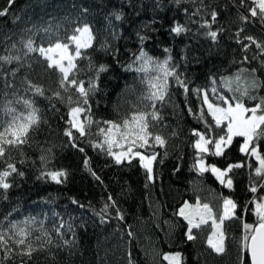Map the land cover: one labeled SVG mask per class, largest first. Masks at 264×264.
<instances>
[{"label": "trees", "instance_id": "obj_1", "mask_svg": "<svg viewBox=\"0 0 264 264\" xmlns=\"http://www.w3.org/2000/svg\"><path fill=\"white\" fill-rule=\"evenodd\" d=\"M254 6L252 0H0V10L7 9L0 16V57H21L11 63L0 60V119H7L9 107L24 110L20 99L33 100L40 116L28 142L5 157L23 175L13 173L11 186L0 188V230L30 221L28 241L35 250L31 258L21 256L24 246L8 242L14 251L11 259L0 251V264H168L163 259L168 252H179L181 264H241L242 223L256 222L252 201L264 197V187H259L264 176L255 175V158L240 152L242 137L233 139L224 156L204 154L207 165L245 164L230 173L231 189L211 172L199 173L193 130L214 124L203 90L214 86L217 94L246 107L264 98V48L245 39L264 45V19L251 16ZM84 24L94 39L77 61V79L84 80L85 88L89 81L95 84L86 106L93 124L85 137L73 130V140L65 135L69 109L75 106L68 98L81 103L82 98L74 88H60L59 72L48 69L38 53L25 55L24 44L31 38L34 46H47ZM177 24L185 29L179 34L172 31ZM209 31H218L215 40ZM141 52L169 59L188 89L169 77L167 95L153 109L159 119L152 121L150 131L166 143L147 148L148 154L156 153L151 180L138 157L116 163L106 150L93 147L102 139L96 132L104 121L121 122L133 111L149 110L144 99L148 86L136 70ZM101 65L106 71L97 73ZM26 81L41 86L45 95H33ZM253 81L259 86L253 88ZM245 87L247 96L242 95ZM260 151L264 154V139ZM4 167L0 161V170ZM53 170L65 171L66 178L56 183L44 175ZM253 183L255 193L250 191ZM221 197L237 203L241 219L225 221V251L218 254L207 243L211 228L193 229L195 238L188 240L187 222L177 213L182 204L197 199L215 210Z\"/></svg>", "mask_w": 264, "mask_h": 264}, {"label": "snow or ice", "instance_id": "obj_2", "mask_svg": "<svg viewBox=\"0 0 264 264\" xmlns=\"http://www.w3.org/2000/svg\"><path fill=\"white\" fill-rule=\"evenodd\" d=\"M254 7L249 9L252 17L259 15L264 19V0H252ZM12 0H9V4ZM244 3V0H241ZM7 14V9L0 10V16ZM216 12L213 11L212 21L216 20ZM120 19L119 16L116 17ZM248 17L241 16L242 21H247ZM206 26L207 25V22ZM184 26L177 24L173 27L172 31L179 34L183 32ZM47 32L48 30L45 29ZM241 32L243 29L240 30ZM239 32L237 35L239 36ZM208 35L215 40L218 36V31H209ZM94 37L89 25L84 24L82 27L74 29L70 36L65 37L63 40L57 38L55 42H49L47 46L41 44L34 46V41L29 38L24 47L28 53H38L44 61L47 62L48 69H55L60 74L59 87L68 91V88H74L79 96L82 98L80 101L73 102L69 97V103H75V106L69 109V119L67 121L69 127L65 130V135L70 139H77L74 136L78 133L79 137H85L90 134V129L93 120L90 116V108L86 107L88 104L89 93L95 90V84L89 81V87L85 88V82L82 79H77L79 72L77 61L84 58L82 50L90 48ZM245 39L256 43L258 48H264V45L257 43L253 37H245ZM20 56H7L0 57V60L11 63L12 60H20ZM138 60L141 61L137 67V71L146 74V83L148 91L145 100L149 102L151 108L155 109L156 102L163 101L167 95L169 77H174L182 87L187 91V86L179 76L176 74L173 67H170L168 61L163 62L154 60L152 57L141 52ZM97 73L106 71V68L101 65L96 69ZM154 73V75H152ZM29 90L35 96H44L45 90L33 84L31 81H26ZM230 83V82H226ZM255 81L252 87H258ZM214 93L216 89L212 90ZM247 87H245L242 95L247 96ZM53 95L57 98L60 97V92H55ZM221 103H214L209 100L207 92L203 95V102L207 105L208 115L212 117L214 124H206V130H193V135L197 139L193 143L196 150L197 157L194 163L196 170L203 174L211 172L221 185L231 189L233 186V179L230 173L236 168L244 167L243 163H229L226 167L220 168L215 165H207L205 163L204 154L212 156H224L225 149L231 146L235 137H242L243 143L240 146V152L246 156L254 157L258 162V167L255 168V175L260 177L264 176V154L260 151V141L264 139V98L260 99L252 107H246L241 101L235 103L231 102L230 98L224 96H217ZM256 99V97H251ZM17 103H22L24 110H18L9 107L5 111L7 119H0V161L5 163V167L0 170V188L8 189L11 185L8 182V177L13 173L23 175L18 172L14 163L9 162L11 157L5 161L6 155L13 148H19L28 142L29 132L38 125L40 121L39 109L34 106V101L31 99H20ZM223 105V106H222ZM83 117V119H81ZM203 118V111L201 112ZM159 116L155 110L147 112L144 110L133 111L129 116L124 118L121 122L104 121L105 127H98L96 135L102 137V140L95 143L93 147L106 150L109 155L114 156L116 163H121L123 160L128 159L131 162L132 158H139L141 166L146 170L148 179H152L153 162L156 160V153H147V148L154 147L155 145L163 146L166 141L159 134H153L150 128L154 127L152 121H157ZM214 129H221L222 135H215ZM153 141L154 143H150ZM75 146V145H74ZM118 149V151H114ZM140 149H145L141 152ZM83 151V148L80 149ZM87 165V161H85ZM250 166V165H249ZM52 181L61 183L66 178L67 173L63 170H53L44 173ZM257 185L253 183L250 186V191L257 192ZM259 187H264L260 184ZM111 200V197H109ZM221 204L214 210L213 206L209 203H201L197 199L194 205L185 202L183 206L178 209V215L183 217L187 222V239L192 240L195 237L192 235L193 229H200L202 226H209L211 234L207 238L209 247L216 253L220 254L225 251V221L233 219H241L237 214V203L228 197H221ZM114 203V202H113ZM254 208L252 211L256 216L254 224L242 223L243 234L240 239L241 264H245V260L249 264H264V197L253 200ZM109 205H105L102 209L107 212ZM118 211V210H117ZM244 211V209H241ZM119 215V211H118ZM123 219L122 216H119ZM30 221H23L20 223L13 222L10 224L7 231L0 230V251L4 252V259H11L14 249L9 246V240L16 245L17 248L24 246L19 255L28 256L31 258L35 250L32 244L28 241L31 235ZM10 233V234H9ZM7 237V238H6ZM49 243L51 241L49 240ZM67 243V241H65ZM164 260L168 264H181V254L179 252L174 254H165Z\"/></svg>", "mask_w": 264, "mask_h": 264}, {"label": "rangeland", "instance_id": "obj_3", "mask_svg": "<svg viewBox=\"0 0 264 264\" xmlns=\"http://www.w3.org/2000/svg\"><path fill=\"white\" fill-rule=\"evenodd\" d=\"M88 25V24H87ZM83 26V25H82ZM81 26V27H82ZM143 53H145V52H143ZM141 54V53H140ZM140 54H139V56H140ZM146 54V53H145ZM147 56H149V55H147ZM149 57H151V56H149ZM153 58V57H152ZM154 60H157V61H160V62H163V61H165V60H167L168 61V64H169V66L171 67V65H170V62H169V59H157V58H153ZM141 63V61H139V64ZM143 75H144V77H145V80H146V74L145 73H143ZM152 75H154V73H152ZM213 88H215L214 86H212L211 88H210V90L207 92V91H205V90H203L202 91V95H204V93L205 92H207V94H208V97H209V100L210 101H212V102H214V103H221V101H219L218 99H217V96H221V95H219V94H217V92H213L212 90H213ZM216 89V88H215ZM226 98V97H225ZM149 103V102H148ZM157 103V102H156ZM223 106V105H222ZM204 107H206V109H207V105L206 104H204ZM153 110V108H151L150 106H149V110H147V112H149V111H152ZM81 119H83V117H81ZM102 140V139H101ZM100 140V141H101ZM97 142H99V141H97ZM97 142H95V143H97ZM150 143H151V141H150ZM114 151H118V149H114ZM140 151L141 152H143V149H140ZM189 204H192V205H194L195 203H190V202H188ZM184 204H182L181 206H183ZM180 206V207H181ZM10 234V233H9ZM7 238V237H6ZM9 242H12L11 240H9ZM174 253H177V252H168V253H166V254H174Z\"/></svg>", "mask_w": 264, "mask_h": 264}]
</instances>
